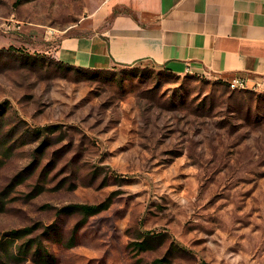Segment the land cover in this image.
<instances>
[{
	"label": "rangeland",
	"instance_id": "1",
	"mask_svg": "<svg viewBox=\"0 0 264 264\" xmlns=\"http://www.w3.org/2000/svg\"><path fill=\"white\" fill-rule=\"evenodd\" d=\"M109 2L0 0V264H264V90L59 62Z\"/></svg>",
	"mask_w": 264,
	"mask_h": 264
},
{
	"label": "crops",
	"instance_id": "2",
	"mask_svg": "<svg viewBox=\"0 0 264 264\" xmlns=\"http://www.w3.org/2000/svg\"><path fill=\"white\" fill-rule=\"evenodd\" d=\"M108 2V25L62 36L53 48L59 62L102 70L147 61L178 74L240 75L264 90V0Z\"/></svg>",
	"mask_w": 264,
	"mask_h": 264
},
{
	"label": "trees",
	"instance_id": "3",
	"mask_svg": "<svg viewBox=\"0 0 264 264\" xmlns=\"http://www.w3.org/2000/svg\"><path fill=\"white\" fill-rule=\"evenodd\" d=\"M106 206V203H100V204H76L73 205V207L79 209L83 214H93L103 207ZM31 229L30 228H23V229H13L10 232L13 236L21 235L23 233H28Z\"/></svg>",
	"mask_w": 264,
	"mask_h": 264
},
{
	"label": "built area",
	"instance_id": "4",
	"mask_svg": "<svg viewBox=\"0 0 264 264\" xmlns=\"http://www.w3.org/2000/svg\"><path fill=\"white\" fill-rule=\"evenodd\" d=\"M226 80L231 88H237V87L246 88V82L240 75H234Z\"/></svg>",
	"mask_w": 264,
	"mask_h": 264
}]
</instances>
